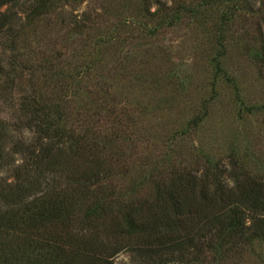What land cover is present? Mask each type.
<instances>
[{
  "label": "trees",
  "instance_id": "16d2710c",
  "mask_svg": "<svg viewBox=\"0 0 264 264\" xmlns=\"http://www.w3.org/2000/svg\"><path fill=\"white\" fill-rule=\"evenodd\" d=\"M70 2L0 0V9L7 8L0 16V40L11 54L0 59V101L17 105L21 119L13 125L0 117V264H114L124 251L137 264H232L246 251L262 250L264 161L253 173L245 164L248 155L240 157L235 150L228 164L202 153L205 161H191V166L171 152L127 170L119 148L124 119L113 118L108 136L92 119L100 112L90 116L87 105L72 108L71 98L81 97L94 67L65 71L60 54L35 70L20 63V41L29 50L40 23H49ZM206 2L227 8L220 28L242 12L256 14L257 4L248 0ZM183 11L163 7L158 27L181 20ZM258 12H264V1ZM84 30L74 22L71 36ZM260 40L252 50L264 68V37ZM223 44L219 37L220 50L211 61L217 77L228 76ZM28 72L31 92L20 85ZM40 72L42 87L35 81ZM105 102L98 99L95 108L110 120L116 111ZM202 122L195 119L192 126ZM22 128L34 133V140L17 139Z\"/></svg>",
  "mask_w": 264,
  "mask_h": 264
},
{
  "label": "rangeland",
  "instance_id": "374dc122",
  "mask_svg": "<svg viewBox=\"0 0 264 264\" xmlns=\"http://www.w3.org/2000/svg\"><path fill=\"white\" fill-rule=\"evenodd\" d=\"M206 1L71 0L60 6L49 23H40L29 50L25 52L20 41L24 53L20 63L35 70L49 56L60 54L64 58L60 68L65 71L92 65L81 97L70 100L72 108L87 105L90 116L100 112L92 119L108 136L113 118L124 119L126 134L119 148L127 170L136 171L171 152L180 155L186 166L191 161L203 163L204 153L228 164L235 150L240 157L248 155L245 164L256 173L264 161V110L253 115L247 111L264 107V68L256 64L252 50L264 37V12H258L264 0H248L257 4L256 14L242 12L221 28L220 18L227 8ZM163 7L171 11L184 7L185 11L173 25L158 27L156 16ZM6 10L1 8L0 16ZM186 10H196V14ZM74 22L85 26L80 35L71 36ZM219 37H223L226 53L225 77L216 76L211 62L220 50ZM1 43L0 59L8 60L11 54ZM48 66L52 67L50 62ZM40 75L36 73L35 81L42 87ZM29 78L28 72L20 85L31 92ZM15 93L19 100L21 96ZM102 98L116 111L110 120L106 111L95 108ZM17 110V105L0 101V117L8 123H21ZM199 118L203 122L192 126ZM33 138L34 133L23 128L17 135L25 142ZM114 264H137V260L124 251ZM232 264H264V247L244 252Z\"/></svg>",
  "mask_w": 264,
  "mask_h": 264
}]
</instances>
